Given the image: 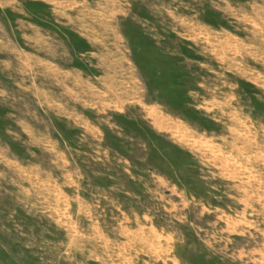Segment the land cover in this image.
Segmentation results:
<instances>
[{
  "label": "rangeland",
  "instance_id": "obj_1",
  "mask_svg": "<svg viewBox=\"0 0 264 264\" xmlns=\"http://www.w3.org/2000/svg\"><path fill=\"white\" fill-rule=\"evenodd\" d=\"M0 264H264V0H0Z\"/></svg>",
  "mask_w": 264,
  "mask_h": 264
}]
</instances>
